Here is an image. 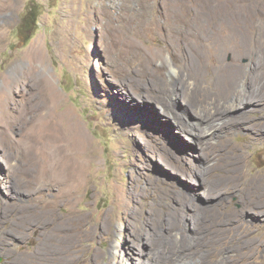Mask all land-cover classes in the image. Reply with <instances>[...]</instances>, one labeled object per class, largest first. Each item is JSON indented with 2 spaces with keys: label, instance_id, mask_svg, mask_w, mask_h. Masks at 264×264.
Masks as SVG:
<instances>
[{
  "label": "rangeland",
  "instance_id": "1",
  "mask_svg": "<svg viewBox=\"0 0 264 264\" xmlns=\"http://www.w3.org/2000/svg\"><path fill=\"white\" fill-rule=\"evenodd\" d=\"M31 3L38 27L21 32ZM187 78L176 98L174 82ZM194 88L211 96L209 112L233 98L217 136L182 131ZM5 96L14 111L0 120V264L25 260L31 213L43 216L52 264H114L138 225L122 224L123 202L138 194L159 212L189 213L180 193L213 203L184 254L264 264V0H0ZM170 100L171 114L160 104Z\"/></svg>",
  "mask_w": 264,
  "mask_h": 264
},
{
  "label": "bare ground",
  "instance_id": "2",
  "mask_svg": "<svg viewBox=\"0 0 264 264\" xmlns=\"http://www.w3.org/2000/svg\"><path fill=\"white\" fill-rule=\"evenodd\" d=\"M169 71L174 79L180 78L181 75L177 74L172 68H170ZM45 84L47 83L45 82ZM191 84L188 78L185 79V82L182 84L174 82V86L179 88V93L176 94V98L183 96L189 90ZM162 94L169 97L170 89L165 88ZM135 95L141 98L143 93L137 91ZM199 96L200 98L201 96L203 97L201 101L197 99ZM209 97L211 96L208 93H202L200 89L194 88L191 91V101H189L185 107L194 110L192 113L194 120L193 122L189 121L186 124H181L182 131L187 130L189 126L190 130H196L200 136H217V131L220 132L224 128L230 126V124L226 123L217 126L215 121L224 118L226 115L225 112L234 108L233 98L227 100L228 105L227 108L225 107L226 109L222 110V107L221 110L215 109L212 112L211 109V112H209V103L206 102L209 100L207 99ZM9 102V97L5 96L0 103V120L6 121L12 118L14 109L11 104V106H9ZM160 104L170 110V114L173 112L171 109L173 104L172 100ZM202 111H205V114H201ZM32 166L33 165L29 167V172H33L35 165ZM187 185L191 184H186V186ZM203 186L205 190L208 191V197H210V199L216 197L214 194V192L217 191L216 185L203 184ZM189 188L191 187L189 186ZM137 196L139 195L131 194L130 199L123 202L124 216L122 217V224L131 226L134 224L138 225H134L137 226V229L132 232V239L130 242L125 243V250H123L124 253H122V257H120L119 254L113 257L114 264L125 263L126 260L130 259L132 253H136L141 257L138 264H208L204 261L200 263L196 261L195 257L184 254V252L189 250L187 242L194 239V233H197L199 237L201 233L203 234L202 231H197L202 227L201 223L207 218V214L213 210V203L212 205L198 206L193 204L194 198L192 194L180 193L177 195V198H175V201L183 206L188 205L190 208L189 213H185L181 209L178 210L179 208H173L172 205L168 204L166 206L167 209L159 212L152 204L145 203L141 205L140 196L139 198ZM29 206V208L32 209L33 206ZM227 216V222L231 223V215L229 214ZM43 222V216L41 218V215L38 214L31 213L27 217L25 228V242L27 243L26 257L20 264H52L53 255H51V253L54 251V248L50 247L49 238L48 240L46 238ZM100 223L103 226L106 225L101 219ZM231 233L232 232H230V237H232ZM185 241L187 242L185 243ZM97 258L98 256H96L94 260L88 259V264H98Z\"/></svg>",
  "mask_w": 264,
  "mask_h": 264
},
{
  "label": "trees",
  "instance_id": "3",
  "mask_svg": "<svg viewBox=\"0 0 264 264\" xmlns=\"http://www.w3.org/2000/svg\"><path fill=\"white\" fill-rule=\"evenodd\" d=\"M40 15V9L35 3H31L29 9L24 15V19L21 26V32L34 31L38 27V18Z\"/></svg>",
  "mask_w": 264,
  "mask_h": 264
}]
</instances>
